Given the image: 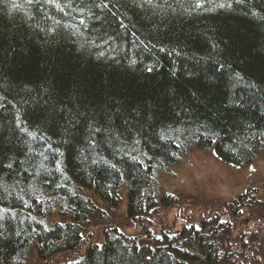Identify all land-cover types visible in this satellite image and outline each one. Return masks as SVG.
I'll use <instances>...</instances> for the list:
<instances>
[{
    "label": "trees",
    "instance_id": "trees-1",
    "mask_svg": "<svg viewBox=\"0 0 264 264\" xmlns=\"http://www.w3.org/2000/svg\"><path fill=\"white\" fill-rule=\"evenodd\" d=\"M188 147L264 148V0H0V264H264V184L161 215Z\"/></svg>",
    "mask_w": 264,
    "mask_h": 264
},
{
    "label": "rangeland",
    "instance_id": "rangeland-1",
    "mask_svg": "<svg viewBox=\"0 0 264 264\" xmlns=\"http://www.w3.org/2000/svg\"><path fill=\"white\" fill-rule=\"evenodd\" d=\"M158 181L161 192L174 194L178 200L161 210V215L169 221L171 228L177 230L188 221H200L203 213L218 210L224 202L228 203L247 188H257L261 195L264 184V148L253 162L241 166L219 158L213 147L206 150L188 147L174 166L158 176ZM116 222L123 225L126 221L118 217ZM260 247V258L264 263V240ZM26 260L25 264H55L58 258L39 260L31 250Z\"/></svg>",
    "mask_w": 264,
    "mask_h": 264
},
{
    "label": "snow or ice",
    "instance_id": "snow-or-ice-1",
    "mask_svg": "<svg viewBox=\"0 0 264 264\" xmlns=\"http://www.w3.org/2000/svg\"><path fill=\"white\" fill-rule=\"evenodd\" d=\"M14 7H15V5H13ZM81 22H83V21H81Z\"/></svg>",
    "mask_w": 264,
    "mask_h": 264
}]
</instances>
